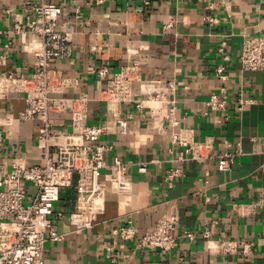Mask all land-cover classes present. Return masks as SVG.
I'll return each mask as SVG.
<instances>
[{"label":"crops","instance_id":"obj_1","mask_svg":"<svg viewBox=\"0 0 264 264\" xmlns=\"http://www.w3.org/2000/svg\"><path fill=\"white\" fill-rule=\"evenodd\" d=\"M39 1L0 0V29L14 27L15 18L7 10L25 19ZM47 1L62 4L59 27L72 33L74 45L71 58L53 60L52 66L78 78L92 98L100 87L96 67L108 63L117 72L136 60L143 79L177 82V114L183 126L195 130L197 140L214 137L215 152L224 149V139L234 145L239 141L242 154L229 171H220L215 161H186L184 176L168 187L164 177L177 153L171 152L170 135L159 133L148 109L135 113L130 132L123 134L106 104L92 101L91 121L108 127L102 137L113 146L108 161L120 155L129 162L133 193H109L105 213L94 226L75 233L68 216L75 210L77 194L74 188L64 189L57 209L66 218L55 214L52 218L65 236L46 244V264H174L180 258L185 264H264V72L243 70L240 61L244 36L264 35V0H78L80 13L73 0ZM171 20L175 25L168 27ZM224 39L230 55L225 71L231 93L255 99L242 113L233 104L222 112L206 103L221 87L216 68L224 63L219 51ZM33 63L18 35L12 40L0 35V73L26 74ZM136 93L139 96V87ZM24 107L18 95L0 102V126L6 135L3 157L9 162L16 157L36 162L41 154L37 135L42 122L20 121ZM135 111L134 104L122 109L124 117ZM54 119L62 129H74L70 114ZM140 162L148 163L145 172L139 170ZM171 212L180 216V232L200 235L183 239L170 253L140 249L134 241L112 233L113 226L128 220L141 233L152 230L160 217ZM204 231L214 239L250 241L253 250L248 255L211 252Z\"/></svg>","mask_w":264,"mask_h":264},{"label":"built area","instance_id":"obj_2","mask_svg":"<svg viewBox=\"0 0 264 264\" xmlns=\"http://www.w3.org/2000/svg\"><path fill=\"white\" fill-rule=\"evenodd\" d=\"M76 11L80 13L78 0ZM104 0H95L101 3ZM15 18L13 29H0L10 40L15 35L27 52L33 55V69L18 75L14 72L0 73V102L13 95L22 96L25 107L20 111V121L39 120L42 127L37 135L41 154L36 162L16 157L11 162L3 157L6 135L0 126V264H46L45 246L49 241H61L64 234L57 229V218L65 219L66 213L57 209L62 191L74 188L77 194L75 210L68 220L72 231L83 233L92 228L99 216L105 213L109 193L131 195L134 181L128 171L129 162L120 155L108 161L113 146L102 140L108 127L93 123L90 119L92 101L106 104L110 118L115 120L121 132H130V121L135 113L148 109L154 126L162 135H170L175 162L166 172L164 183L173 187L184 176L186 161H215L220 171H229L242 154V144L236 145L224 139V149L215 152V138L197 140L195 130L183 126L177 114L175 80H145L140 73V65L122 67L117 72L110 64L96 67L94 72L100 80L96 97H91L83 89L76 77H69L60 68L52 66L53 60L72 57L74 45L72 33L61 30L62 4L40 0L32 6V13L25 19L21 14L7 10ZM210 21H216L208 17ZM171 20L168 27H173ZM228 42L222 40L219 51L224 63L216 68L221 81L219 91L212 93L206 101L213 111L226 112L231 104L242 113L255 99L245 94L231 93L227 82L225 63L230 60ZM133 52V51H132ZM243 70L264 72V35H246L240 56ZM140 94L137 96L136 88ZM134 104L136 111L123 116L125 105ZM73 130L61 128L54 115H69ZM147 162L138 163L139 170H147ZM209 175V171H205ZM180 216L171 212L160 217L152 230L141 233L128 220L112 227V233L124 241H134L140 249L174 251L183 239L194 240L200 233L179 231ZM207 249L222 255L253 250L250 241L234 239H214L209 231H204ZM112 250V247H108ZM174 264H185L180 258Z\"/></svg>","mask_w":264,"mask_h":264},{"label":"trees","instance_id":"obj_3","mask_svg":"<svg viewBox=\"0 0 264 264\" xmlns=\"http://www.w3.org/2000/svg\"><path fill=\"white\" fill-rule=\"evenodd\" d=\"M69 189V188H68Z\"/></svg>","mask_w":264,"mask_h":264}]
</instances>
